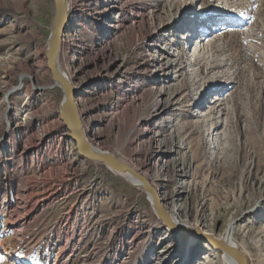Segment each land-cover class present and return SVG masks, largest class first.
<instances>
[{
    "label": "rangeland",
    "instance_id": "obj_1",
    "mask_svg": "<svg viewBox=\"0 0 264 264\" xmlns=\"http://www.w3.org/2000/svg\"><path fill=\"white\" fill-rule=\"evenodd\" d=\"M170 1L68 0L60 68L96 149L153 182L172 217L232 230L264 264V0H175L176 17ZM53 16V0H0V264H224L78 156L45 66ZM142 23L147 45L126 35ZM196 50L211 69L188 71Z\"/></svg>",
    "mask_w": 264,
    "mask_h": 264
},
{
    "label": "water",
    "instance_id": "obj_2",
    "mask_svg": "<svg viewBox=\"0 0 264 264\" xmlns=\"http://www.w3.org/2000/svg\"><path fill=\"white\" fill-rule=\"evenodd\" d=\"M53 5L54 16L51 32L44 48L45 66L50 72L52 82L59 87L62 92L63 100L60 106L59 118L67 130L70 139L75 143L78 156L88 162L99 163L121 177L126 174V176L128 175L135 180L140 188L147 194L154 216L159 223L169 231L193 235L197 239L208 244L212 249L220 251L223 255L234 259L236 263L240 261L239 264H247L244 255L238 252L236 248L172 217L171 213L163 207L158 192L150 187L143 176L132 170L129 165L118 160V158L113 155L106 152H98L89 144L87 135L83 131L81 116L75 102V90L68 78L62 74L59 63L62 38L66 31L69 18L68 0H53Z\"/></svg>",
    "mask_w": 264,
    "mask_h": 264
},
{
    "label": "bare ground",
    "instance_id": "obj_3",
    "mask_svg": "<svg viewBox=\"0 0 264 264\" xmlns=\"http://www.w3.org/2000/svg\"><path fill=\"white\" fill-rule=\"evenodd\" d=\"M175 0H172V1H170L169 3H170V5H168L169 6V8L172 10V12H174L173 13V17L175 16H177L178 14H179V6H178V3H176V2H174ZM173 2V3H172ZM167 3H168V1H167ZM192 7H194V4H191L190 6H189V8H188V10L189 11H192ZM127 19H129L128 17H127ZM125 20V19H124ZM155 17H154V14H153V12L151 11L150 12V15L149 16H147V21H148V28L150 29V34H153V33H155L156 32V29L154 28V26H155ZM127 22V21H126ZM123 25H125V23L123 22ZM130 29H132L131 31H133V32H135V35L136 34H140V33H143L144 34V29H145V26L143 25V23L142 24H140L138 27H136V26H134V25H132V26H130L129 28H128V30H127V32H126V35H127V37H133V35H132V32H130L129 30ZM147 31V30H146ZM125 35V36H126ZM144 36H145V34H144ZM147 41V42H146ZM150 42V39H148L147 40V36H145L144 37V40H143V44L144 43H146V45L148 44ZM190 42H193V39L192 40H190ZM138 43L137 42H135V43H133V46H135V45H137ZM193 51V50H192ZM192 51L190 52V55L189 56H191L192 57ZM202 53L200 52V50H196L195 52H194V54H193V57L191 58V59H189V61H188V64H187V68H188V71L189 72H191V73H193V72H198V71H201V69H203V68H208L209 67V69H211V67L208 65V58L207 57H204L205 58V60L206 61H203L204 60V58L203 59H201L202 58V55H201ZM61 72H62V70H61ZM62 74L64 75V76H66L67 78H68V76L65 74V73H63L62 72ZM68 80H69V78H68ZM154 91V89H150V91H148V93L150 94V93H152ZM158 105H159V101H158V99H154V100H151V102H150V104H149V112H151V110H153V109H155V108H157L158 107ZM150 115V114H149ZM83 131H84V129H83ZM84 133L86 134V132L84 131ZM87 135V134H86ZM88 138V137H87ZM88 142H89V144L92 146V148L94 149V150H96V151H98V152H102L101 150H99V149H96L95 147H94V145L90 142V140H89V138H88ZM12 146V145H11ZM103 153H105V152H103ZM119 160V159H118ZM127 164V163H126ZM129 165V164H128ZM130 166V165H129ZM130 168H132V170H134L135 172H136V170L132 167V165L130 166ZM140 174V173H139ZM141 175V174H140ZM141 176H143V175H141ZM123 177L127 180V181H129V182H131V183H133L134 185H136V186H138V187H140L139 185H138V183L137 182H135V180H133L132 178H130L128 175L126 176V174H124L123 175ZM144 177V179H146V181H147V178L145 177V176H143ZM148 182V184L150 185V187H152V188H154L153 187V182H151V181H147ZM157 191V190H156ZM158 192V191H157ZM165 209H166V207L165 206H163ZM168 209V208H167ZM23 220V219H22ZM18 221L19 220H15L14 222H13V224H12V226H13V228H14V226L15 225H17L18 224ZM21 222V221H20ZM184 222H187V221H185L184 220ZM11 226V227H12ZM15 231H16V229H15ZM19 231V230H18ZM168 231V230H167ZM170 233H172V231H169ZM174 232V231H173ZM232 230H228V232H227V234H225V236L222 238V239H219V240H221V241H223L224 243H226L227 245H229V246H231V247H234V248H236L237 250H238V252H240V253H242L243 255H244V257L246 258V252L244 251V249H243V247H241V246H239L234 240H233V237H232ZM152 243H151V241H149V243H148V245H147V247L149 248L150 247V245H151ZM151 249H152V246L150 247ZM148 251H150V249H148ZM151 254V253H150ZM153 259V258H152ZM223 260H224V264H239L240 263V261H239V263H236L235 261H234V259H231L230 257H227V256H223ZM247 260V259H246ZM238 262V261H237Z\"/></svg>",
    "mask_w": 264,
    "mask_h": 264
}]
</instances>
